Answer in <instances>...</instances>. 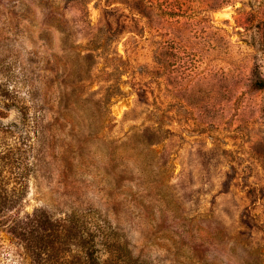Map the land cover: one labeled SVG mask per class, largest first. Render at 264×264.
Returning <instances> with one entry per match:
<instances>
[{"label":"rangeland","instance_id":"374dc122","mask_svg":"<svg viewBox=\"0 0 264 264\" xmlns=\"http://www.w3.org/2000/svg\"><path fill=\"white\" fill-rule=\"evenodd\" d=\"M263 107L264 0H0V264H264Z\"/></svg>","mask_w":264,"mask_h":264},{"label":"trees","instance_id":"16d2710c","mask_svg":"<svg viewBox=\"0 0 264 264\" xmlns=\"http://www.w3.org/2000/svg\"><path fill=\"white\" fill-rule=\"evenodd\" d=\"M28 97L30 98V100H31V98L33 99V95H31V92L29 93L28 92ZM263 112H264V107H263ZM89 253V256L91 255L92 256V252L90 251V252H88ZM94 262V261H93Z\"/></svg>","mask_w":264,"mask_h":264}]
</instances>
